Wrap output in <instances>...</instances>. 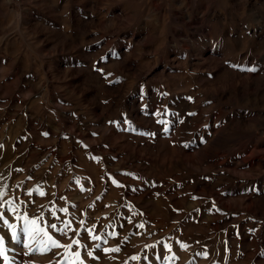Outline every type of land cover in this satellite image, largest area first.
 I'll return each instance as SVG.
<instances>
[{
	"label": "rangeland",
	"instance_id": "1",
	"mask_svg": "<svg viewBox=\"0 0 264 264\" xmlns=\"http://www.w3.org/2000/svg\"><path fill=\"white\" fill-rule=\"evenodd\" d=\"M0 192L7 264H264V0H0Z\"/></svg>",
	"mask_w": 264,
	"mask_h": 264
},
{
	"label": "snow or ice",
	"instance_id": "2",
	"mask_svg": "<svg viewBox=\"0 0 264 264\" xmlns=\"http://www.w3.org/2000/svg\"><path fill=\"white\" fill-rule=\"evenodd\" d=\"M40 194L43 195V193H40ZM2 195H3V192H0V196H2ZM7 203L9 204V207L7 210L8 211H14V209L11 207V202H7ZM3 207H4V205L0 204V209H3ZM60 211L66 213L67 209H60ZM54 214L55 213H53V215ZM23 219L25 220L26 224L29 225V227L24 229V231L27 233V236L29 237L30 241H34L38 245V249H33L30 247L29 243H25L24 246L29 249L30 253L33 251L39 250L41 252V254H43L44 252L50 251L51 248H53V247H57V248L63 247L65 249V256L66 257L72 256L75 258V260L73 261V264H83V261L80 259V252L76 251L73 253L70 251L72 249L73 245L79 244V241L72 240V243L69 245H61L46 230V227H50L51 229L57 230L61 234L66 235L67 231L71 230L69 222L66 221L64 223L63 228H58L56 224L47 225L46 227H40L38 225V221L41 220L42 218H33L31 220H28V218L25 216ZM0 220H2L3 224L5 226H7L10 230L14 229L15 226L10 224L7 219L3 218L2 212H0ZM81 225H83V221L81 222ZM91 233H92V230H89L90 235H91ZM113 235H114V233H113ZM12 237H13V240L18 239L15 231H12ZM92 239L98 240V239H100V237L93 235ZM97 247H98V245H97ZM182 247H183V245H182ZM106 251H118V249H106ZM4 252H5L4 239H3V237H0V257H3L5 260V264H7L8 257L4 255ZM88 255L92 256V253L89 252ZM133 259H136V257H133Z\"/></svg>",
	"mask_w": 264,
	"mask_h": 264
}]
</instances>
